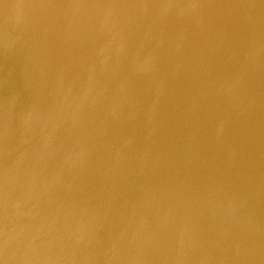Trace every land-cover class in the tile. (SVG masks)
I'll use <instances>...</instances> for the list:
<instances>
[{"label":"clouds","instance_id":"obj_1","mask_svg":"<svg viewBox=\"0 0 264 264\" xmlns=\"http://www.w3.org/2000/svg\"><path fill=\"white\" fill-rule=\"evenodd\" d=\"M0 264H264V0H0Z\"/></svg>","mask_w":264,"mask_h":264}]
</instances>
